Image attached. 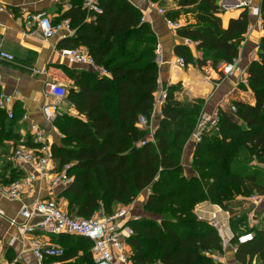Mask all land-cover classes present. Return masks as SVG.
<instances>
[{
    "label": "trees",
    "instance_id": "obj_1",
    "mask_svg": "<svg viewBox=\"0 0 264 264\" xmlns=\"http://www.w3.org/2000/svg\"><path fill=\"white\" fill-rule=\"evenodd\" d=\"M149 1L161 7L167 3ZM174 1L176 7L165 9L166 17L179 20L192 14L196 23L179 28L177 34L196 43L202 53L198 59L190 47L177 45L175 54L185 59L186 67L202 69L211 62L216 70L239 57L251 21L248 8L225 28L220 0ZM82 5H73L60 19H69L75 30L60 47H85L111 77L92 71L69 73L73 86L63 102L77 113L59 112L54 126L63 138L52 147L60 168L73 163L74 181L58 195L67 201L68 214L88 219L103 210L110 216L149 190L144 211L163 217L129 222L135 232L128 240L135 264H225L211 256L224 253L218 230L195 214L197 205L209 202L228 211L231 220L239 214L240 220L231 221L234 245L238 235L254 234L252 242L238 245L236 262H264V229L247 224L253 210L249 198L264 196V169L252 167L254 161L264 164V37L259 60L249 66L248 86L240 85L241 90L252 92L255 104L235 98V112L219 110V130L204 135L195 145V175L187 176L184 150L206 101L180 100L177 92L182 86H169L161 119L149 140V127H141L140 120L151 119L160 87L157 35L129 0H100L103 12L90 21ZM260 11L264 28V0ZM236 194L248 199L237 201ZM244 204L248 213L241 216L243 209L241 214L235 209ZM58 239L64 256L47 263L95 264L90 240L70 235Z\"/></svg>",
    "mask_w": 264,
    "mask_h": 264
},
{
    "label": "crops",
    "instance_id": "obj_2",
    "mask_svg": "<svg viewBox=\"0 0 264 264\" xmlns=\"http://www.w3.org/2000/svg\"><path fill=\"white\" fill-rule=\"evenodd\" d=\"M129 1L143 14L147 13L148 23L152 25L157 35V49L160 47L161 57V62L157 63L160 88L167 90L169 86L180 84L182 88L177 92V97L180 100L204 99L206 104L203 115L206 119L220 109L229 111L235 98L246 101L244 96L246 94L248 95V103L255 104L254 96L250 90L245 93L240 89V85L236 84V80L224 79L210 65L202 69L193 65L184 68L178 66L175 47L181 44L185 45V39L169 30L163 16L149 10V0ZM166 1L165 6L168 5L166 10L176 7L174 0ZM82 2L83 0H0V8L3 9L0 11V39L4 42V49L15 57L13 62L0 58V94L13 97L9 110L14 114L13 118H10L7 111H0V155L4 162L0 169V190L15 183L16 180L14 179L19 178L17 179L19 181L28 175V168L15 165L10 160V156L13 149L18 146L37 147L33 135L29 132L31 123L35 122L47 130L48 136L54 144H61V139L56 133L58 130L54 124L45 119L42 113L44 104L56 103L60 105L63 112L71 115L77 113L73 106H67L63 102L64 99L47 97L46 84L57 82L70 89L73 86V81L69 73L95 72L85 64L68 63L62 55V51L66 49L60 47V43L66 39L61 34L45 38L39 30L26 27L19 20V16L23 12L46 13L56 23L73 5ZM239 2L240 0H222L220 2L223 8L220 17L225 28L228 27L230 20L239 18L245 10L243 7H237ZM261 2L262 0H252V7L261 6ZM178 21L181 27L196 23L192 14L183 15ZM263 37V25L259 23L256 16L251 14L250 26L244 35V41L240 48L242 66L246 69L253 61L259 60V44ZM189 47L196 58H201L202 53L197 50L196 44H191ZM63 105L66 107L64 108ZM161 116L162 113L158 112L151 119L154 129L158 126ZM194 150L195 145L188 141L182 158L187 176L195 175L192 168ZM38 186L39 184L36 187V193L33 196L24 197L23 201H10L0 191V240H3V244L0 245V264H10L13 261L21 264H39L30 249V240L33 236H39L54 244H60L59 236L39 232L24 236L20 233L19 228L11 223L12 220H16L18 223L24 222L19 214L22 205L32 204L37 197H49L47 185L43 184V189L40 191ZM148 191L143 192L145 195L143 196L142 193L139 196L140 199L135 201L134 205L137 206L140 203L141 208L138 206L135 214L132 212L133 215L141 217L142 211L140 210H143L149 195ZM65 202L64 199H61V204H65ZM65 205L67 206V202ZM200 208L204 211L216 210L209 202L202 203L198 209ZM224 221H226V225L228 222L227 234L234 235L230 229L229 221L226 218ZM12 241H14L13 244H11ZM225 255L235 257L236 260V254L234 255L231 249H228L224 255L217 256L218 261L223 262ZM58 264L60 263L58 262Z\"/></svg>",
    "mask_w": 264,
    "mask_h": 264
},
{
    "label": "built area",
    "instance_id": "obj_3",
    "mask_svg": "<svg viewBox=\"0 0 264 264\" xmlns=\"http://www.w3.org/2000/svg\"><path fill=\"white\" fill-rule=\"evenodd\" d=\"M83 9L87 12V19L90 21L98 14H102L103 10L100 5V0H84ZM237 7L250 9L252 15L256 16L259 23L263 25L260 6L252 7V0H240ZM3 9L0 8V11ZM149 10L156 14L163 16L166 26L170 31L177 34L181 24L178 20H172L166 17V10L157 3L150 2ZM19 20L23 22L29 29L39 30L45 38H51L55 35L61 34L63 37H73L75 30L72 28L69 19H63L58 22H53L50 16L46 13H31L23 12L19 16ZM142 22H148L147 13L143 14ZM191 44H196L189 39H185V45L189 47ZM62 55L67 59L69 64H85L91 67L100 77H111V73L98 66L94 59L90 56L85 47L76 49H66L62 51ZM157 63L161 62L160 47L157 52ZM0 58L9 62H13L15 57L4 49V42L0 39ZM176 64L182 68L186 67V62L183 57H178ZM217 72L224 79H234L236 84L248 86L249 74L248 69L242 66V59L238 58L232 62H223L216 69ZM46 96L55 97L62 100L67 95L68 89L60 83L49 82L46 84ZM167 90L164 88L158 89L155 96V106L152 113V118L156 113H161L163 106L167 100ZM13 101L12 96L0 94V109L5 110L10 118L14 114L9 107ZM60 105L56 103H45L42 107V113L45 119L54 124L59 112ZM231 112H235V107H230ZM219 110L216 111L210 118L202 114L199 117L198 124L195 131L192 133L189 143L197 145L203 140L204 135L210 134L212 131H218L219 124ZM151 119L142 117L140 120L141 127H149L148 139L153 140L154 128L151 124ZM30 134L33 135L36 148L27 146H18L13 149L10 160L17 166L28 168V175L19 181H16L9 187H3L0 191L10 201H23L26 196H33L36 193L37 185L39 191L42 190V185H47V198L37 197L32 204L22 205L20 209V216L24 222L18 223L12 220V225L19 228L20 233L24 236L33 234L35 232L48 235H70L74 237H82L91 241L92 254L95 264H135L132 261V250L128 244V240L134 236L135 232L129 225L131 220L139 219V216L132 214L128 207L119 208L114 214L106 216L104 214L96 213L92 218L83 219L78 217H71L66 207L58 201V195L65 191L74 181V176L70 175V170L73 163H69L60 168L53 157L52 147L53 142L48 136L47 130L42 128L39 124L33 122L29 129ZM60 139L63 138L62 133L56 131ZM143 142L142 144H144ZM3 158L0 155V169L3 166ZM264 166V165H263ZM264 196L257 194L249 198V202L253 205V209ZM211 204V203H210ZM216 210L208 212V222L211 226L218 230L222 240L223 249H233L235 253L238 251V245L247 244L253 241L254 234L244 232L237 236V244H233L234 235L224 233V226L220 217L224 216L227 221H230V213L225 211L218 205L211 204ZM201 204L195 208V214L200 220H204L203 215L207 212L203 209H198ZM253 211V210H252ZM252 216L248 219L251 225ZM205 221V220H204ZM228 225V222H227ZM12 241L11 244H13ZM3 240H0V245ZM30 249L39 264H58V261L46 263L49 260H56L64 256L65 250L62 246L52 243L50 240H45L39 236H33L30 240ZM210 255V253H208ZM216 261L218 257L211 255ZM10 264H16V261ZM239 264V263H237ZM242 264V263H241ZM244 264V263H243ZM248 264V263H246ZM251 264H264V262H254Z\"/></svg>",
    "mask_w": 264,
    "mask_h": 264
},
{
    "label": "rangeland",
    "instance_id": "obj_4",
    "mask_svg": "<svg viewBox=\"0 0 264 264\" xmlns=\"http://www.w3.org/2000/svg\"><path fill=\"white\" fill-rule=\"evenodd\" d=\"M222 0H220V2H221ZM165 5H163L162 7L165 9L167 6H165ZM202 57V56H201ZM259 57V56H258ZM207 65H211V62H208V64ZM207 67V66H206ZM206 67H204V68H206ZM245 93H248V91H246L245 90ZM245 96V99H246V101L248 102V95L246 94V95H244ZM64 104V103H63ZM63 107L65 108L66 107V105H63ZM202 114H204V111L201 113V115ZM264 164H259L257 161H254L253 163H252V167L253 168H262V169H264V166H263ZM262 177H264V175L262 176ZM149 192V191H148ZM143 196L145 195V193H143L142 194ZM234 198H235V200H237V201H240V200H244V199H248V197H246V198H244V196H242V195H240V194H236L235 196H234ZM137 199H140V197H138ZM58 201L61 203V199H59L58 198ZM141 201H143V200H141ZM263 201V202H262ZM67 202V201H66ZM66 202H65V204H66ZM238 203V202H237ZM263 203V204H262ZM65 204H63L66 208H67V206L65 205ZM135 203H133L132 205H130L128 208H130L131 209V212H133L134 214H135V211L138 209V206H139V208H141V204L139 203L137 206H135L134 205ZM255 206V208L253 209V211L251 210L250 211V213H249V215H248V219L252 216V220H251V225L254 227V228H256V229H264V221H263V218H264V200L263 199H261L256 205H254ZM248 206L246 205V204H244L243 206L241 205L240 207H237L236 209H235V212H238V213H240L241 214V212H239V211H242V209H243V214H241V216L243 215L244 216V214L247 212L248 213V208H247ZM120 208H123V207H120ZM201 208H204V207H201ZM208 208H210V207H208ZM117 210H119V208L117 209ZM116 210V211H117ZM204 210V209H203ZM140 211H142L141 212V217H144V218H150V219H157V220H160L163 216L162 215H153V214H150V213H148V212H145L144 211V209L143 210H140ZM211 210H207L206 212V214H204L203 216L205 217L204 218V220L206 221V222H208V218H209V215H208V212H210ZM104 211L103 210H101V211H98L97 213L98 214H104L103 213ZM231 216V215H230ZM224 217H225V215L224 216H222V217H220V220H221V222L223 223L224 221ZM240 218V216H239V214H238V216H236V217H234L232 220L230 219V221H229V226H230V229H231V231H232V225H231V221L233 222V221H235L236 219L237 220H240L239 219ZM209 223V222H208ZM249 223V221L247 222V224ZM246 227V225H241V229H244ZM224 233L225 234H227L228 233V227H227V225L226 226H224ZM233 233V232H232ZM227 249H231V248H227ZM231 252L235 255L236 253L233 251V249H231ZM226 253V251L224 250V253H223V255ZM213 255H216V256H218L217 254H213ZM221 255V254H220ZM226 257H223V263H225V264H237L236 263V260H235V257H227L228 255H225ZM232 260V261H231ZM255 261H258L257 259H255ZM157 264H159V262L157 263Z\"/></svg>",
    "mask_w": 264,
    "mask_h": 264
}]
</instances>
